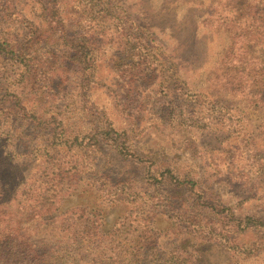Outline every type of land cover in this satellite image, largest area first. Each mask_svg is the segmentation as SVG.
I'll list each match as a JSON object with an SVG mask.
<instances>
[{
  "label": "rangeland",
  "instance_id": "374dc122",
  "mask_svg": "<svg viewBox=\"0 0 264 264\" xmlns=\"http://www.w3.org/2000/svg\"><path fill=\"white\" fill-rule=\"evenodd\" d=\"M4 2L10 17L1 13ZM57 2L66 23L57 20L49 38L44 30L51 29L49 13ZM57 2L0 0V88L22 71L4 47L18 50L26 42L41 72L45 61L54 63L72 49L69 39L78 41L82 57L98 47L97 85L83 91L81 67L66 64L51 72L59 87L53 94L47 92L51 81L39 82L40 104L62 108L87 141L113 122L116 131L126 132V146L137 158L120 157L109 143L101 154L77 162L81 153L53 152V138L41 145L48 138L36 137L28 120L0 113V254L13 253L0 256V263L166 264L172 255L185 264L191 256L192 264H264L262 233L236 229L245 217L264 219V0ZM33 24L40 31L36 37L29 36ZM141 43L159 61L175 62L183 84H160V68L135 46ZM148 59L152 72L142 68ZM178 107L195 122L167 121L172 110L180 119ZM244 126L248 135L238 139ZM104 164L114 183L127 180L130 191H143L155 202L133 193L118 205L104 201L91 169ZM86 168L90 175H80ZM168 168L188 181L169 200L176 211L164 192L148 186L149 175ZM199 196L214 205L205 212L219 223L210 235L190 228L178 211Z\"/></svg>",
  "mask_w": 264,
  "mask_h": 264
},
{
  "label": "trees",
  "instance_id": "16d2710c",
  "mask_svg": "<svg viewBox=\"0 0 264 264\" xmlns=\"http://www.w3.org/2000/svg\"><path fill=\"white\" fill-rule=\"evenodd\" d=\"M57 2V0H56ZM95 2V1H94ZM6 3L4 2V5L2 7L1 13L2 15L8 14L6 13ZM59 6V7H58ZM12 7L14 8L13 4ZM89 8V6H88ZM14 10V9H13ZM62 7L56 3V7L53 6L50 9V31L44 30V34L47 35L49 38H53V30L55 27L59 24L57 20H61L63 27L65 19L62 16V12H64ZM19 14V13H18ZM7 17H10V15H7ZM64 20V21H63ZM66 23V22H65ZM52 30V31H51ZM40 32L37 27L33 24L30 29V37H36ZM92 33H96L95 30H92ZM91 33V34H92ZM42 34V36H45ZM41 35V34H39ZM76 35V33H75ZM86 36L83 34H80L81 40L85 38ZM66 41V39H64ZM72 45V49H69V51L62 53V55L59 58H54V63L45 61L46 67H42L44 69L43 72H41V63H35V60L33 62V59H31V56L29 54V48H27V43L25 42L23 45L18 47V50L16 48H9L4 47L6 56L10 57L11 59L15 60L17 64L19 65L20 69L22 68L21 73L18 74L16 79L12 84L9 85H1L0 88V113L3 112H9V115L14 118L15 120L20 121L19 119L28 120V122L31 125V128L34 126V132L36 133L35 136L39 137H47L48 140L45 142H41V145H45L49 143V139H52L50 145L53 146L50 150L55 151L56 153H70V154H77V152L81 153L79 154V157L77 158V162L79 159L86 160L92 153H98L101 154L103 148L106 144L112 143L110 147L115 150V152L122 158L128 159V157L131 158H137L134 155H132L131 151H129L128 147L126 146L127 143H129V138L127 137L126 132H120L116 131V128L114 127L113 122L107 120L106 126L102 127V131H99V136L93 138L92 141H87L86 138H81L82 129L76 126L71 125L69 121H71L73 118L66 117V113L62 111V108L60 107H53L48 102H43L42 105L40 104L41 98L44 95L43 92L40 91L41 85L39 82L41 81H51V85L48 86L47 92H52L59 88H56V85H54V82L51 78V75L53 74L51 72H54L58 69H62L63 65L67 68L66 64H72V68L81 67L80 70L77 72L78 74H82V77L84 79V82L80 84L83 91H88L90 89V85H97V83L94 81V78L97 74V66L95 63L97 62V53H98V47L94 50H89L83 55V50H81L78 45V41L74 39H69ZM31 43V39L28 38V44ZM11 46V45H9ZM136 47H138L140 50L147 51L149 56L153 59V62L155 63V67L160 68L159 69V76L161 77V83L162 85H166L165 88H168V86H176L178 83L183 84L182 82L184 79L181 78L180 73L176 70V66L174 65L175 62L172 61V63H166L162 60L159 61L157 58H154L155 50L151 46L141 44H136ZM53 47V46H52ZM18 51V52H17ZM37 61V59H36ZM95 61V63H94ZM144 68V71L152 72V62L148 59L146 62ZM241 63V61L239 62ZM149 64H151L149 66ZM50 65L54 66V69L50 71ZM264 65V64H263ZM136 66H143L141 63H137ZM84 83V84H83ZM54 85V87H53ZM45 90V89H44ZM47 94V93H46ZM191 94V93H190ZM192 96V95H191ZM198 96V95H195ZM34 97V98H33ZM36 98V99H35ZM194 98V97H193ZM195 99V98H194ZM193 99V100H194ZM45 100V99H44ZM191 101V99H190ZM33 102V104H31ZM172 106V105H171ZM90 110H94L96 107H89ZM179 107L177 108V110ZM6 110V111H5ZM172 110V109H171ZM181 111V110H178ZM177 112V111H176ZM177 114L180 116V119L177 118L174 110L171 111V113H167L166 118L167 121H170L172 124H178V122H182L181 125H187L189 122H195L194 117H191L188 112L184 114L182 111L181 113L177 112ZM61 118V119H59ZM60 120L61 123H57V120ZM67 119V120H64ZM108 119V118H107ZM204 120V119H202ZM201 121V120H199ZM210 121H213V118L206 120L208 124H210ZM55 123L58 124V129H54L51 126H48L47 124ZM202 124V123H199ZM20 130V128H19ZM99 130V129H98ZM47 132L45 135H43L44 132ZM59 131V133H57ZM249 129L248 127L244 126L240 137L238 139L243 138L244 134L246 133L248 135ZM7 141L9 143V146L12 147V142L9 140L10 138L7 136ZM47 151V150H45ZM46 154H49V151L46 152ZM112 163V160L109 159V161H106V165H110ZM106 165L104 164L103 167H96L92 166L91 169L93 170L92 175L98 176L95 182L97 183V186L99 187L98 193L101 195L104 201H108L111 204L118 205L120 202L125 201L126 198H132L133 197V190L130 189L129 183H126L127 180L114 183L104 172ZM105 167V168H104ZM102 168V169H101ZM88 168L83 169V171L80 172V175H90L87 171ZM166 173L159 172L149 175L148 177V186L153 187L156 189V194H162L165 193V200L166 203L170 204L168 205L171 210L173 209L176 211L175 208L171 205V202L169 201L170 198L175 197L173 194H176V191H183L187 186L186 179L184 177H181L180 174L177 175L178 171H173L171 169H166ZM165 174V175H164ZM184 176V175H182ZM159 179V181H158ZM169 181V183H166ZM121 183V184H120ZM126 183V184H125ZM120 184V185H119ZM120 186V189H119ZM168 187L170 190H163L162 188ZM167 191V192H166ZM189 191H191L189 189ZM143 192V191H142ZM135 194L137 197H141V200L147 201L143 198L147 197L149 202L153 204L155 202L154 200L151 201V197L149 198V195H143V193ZM133 193V194H132ZM134 198V197H133ZM64 202V199L63 201ZM219 203V202H218ZM103 204L102 202L100 205ZM220 204V203H219ZM221 206V205H220ZM83 210H87L86 207H83ZM179 208L178 211L182 210V214L187 216L189 219V226L190 228L197 227L198 231L202 234L210 235L213 233L216 229V225H218V221H216V215H207L205 212H208V210H214V205L211 203V200L208 198H205V196H199V197H193L191 200L190 206H188L186 209ZM79 210V209H74ZM99 215V214H98ZM100 216V215H99ZM101 217V216H100ZM227 226V224H225ZM227 228V227H225ZM236 229L241 232H246L253 230L255 232H260L264 236V219L258 218V217H245L244 219L237 220L236 222ZM6 252V253H5ZM11 253L13 255L12 250L7 249L6 251L1 252L0 256H4L6 254ZM146 256V254H144ZM157 257V255H154ZM194 257L191 256L189 259L190 263L192 264ZM148 260V259H146ZM169 261L166 262V264H185L186 261L179 257H171L168 259ZM5 264H11L9 261H5ZM0 263V264H4ZM188 264V263H187Z\"/></svg>",
  "mask_w": 264,
  "mask_h": 264
}]
</instances>
